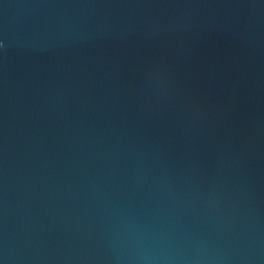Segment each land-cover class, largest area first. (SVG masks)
I'll use <instances>...</instances> for the list:
<instances>
[{
	"label": "water",
	"instance_id": "1",
	"mask_svg": "<svg viewBox=\"0 0 264 264\" xmlns=\"http://www.w3.org/2000/svg\"><path fill=\"white\" fill-rule=\"evenodd\" d=\"M0 264H264V0H0Z\"/></svg>",
	"mask_w": 264,
	"mask_h": 264
}]
</instances>
